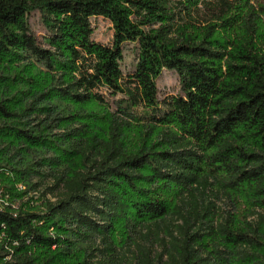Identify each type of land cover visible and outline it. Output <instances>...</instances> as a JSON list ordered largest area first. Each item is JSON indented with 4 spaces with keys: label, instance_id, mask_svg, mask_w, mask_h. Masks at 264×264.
<instances>
[{
    "label": "trees",
    "instance_id": "trees-1",
    "mask_svg": "<svg viewBox=\"0 0 264 264\" xmlns=\"http://www.w3.org/2000/svg\"><path fill=\"white\" fill-rule=\"evenodd\" d=\"M262 19L254 0H0V264H264ZM163 71L181 95L159 100Z\"/></svg>",
    "mask_w": 264,
    "mask_h": 264
},
{
    "label": "rangeland",
    "instance_id": "rangeland-1",
    "mask_svg": "<svg viewBox=\"0 0 264 264\" xmlns=\"http://www.w3.org/2000/svg\"><path fill=\"white\" fill-rule=\"evenodd\" d=\"M254 5L256 8L258 7L264 8V0H254ZM28 22L32 34L36 37L37 41L41 43L42 37L46 34V32L40 23L39 15L37 13L31 14L28 18ZM90 23L93 29L92 40L99 44L109 46L112 42V30L110 23L102 18H91ZM261 29L264 30V19H262ZM122 54H123V60L121 66H122L123 74L126 75L133 71L136 62L135 44L123 45ZM157 86H158L159 100H163L170 96L181 95L179 79L177 74L174 72L163 71L162 75L157 81ZM106 97L111 103L116 100V98L109 97L108 95H106ZM112 110H114V108H112ZM133 144H134V139L132 140L131 145ZM17 189L19 191L24 190L21 185H18ZM3 192L4 190L0 186V202L3 200L2 199ZM28 196L29 198H33L28 201L33 205L36 202V198L33 197L32 195H28ZM231 205H232V201L231 199L228 198L220 202L217 201L214 202V206L217 208L216 211L218 210L221 211V214H223L224 218H229L228 214L232 213L233 214L232 216L234 217L236 222L238 224H241L246 219L244 206L242 205L238 210V212H232ZM246 220H247L246 222L250 221V219H246ZM155 264H160V263H155Z\"/></svg>",
    "mask_w": 264,
    "mask_h": 264
}]
</instances>
